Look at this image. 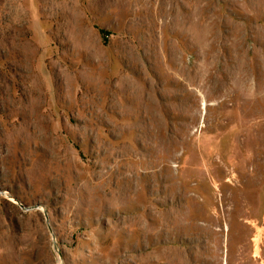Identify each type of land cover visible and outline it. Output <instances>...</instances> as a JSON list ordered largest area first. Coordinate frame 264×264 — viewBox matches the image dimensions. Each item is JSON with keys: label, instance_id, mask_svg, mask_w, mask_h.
Here are the masks:
<instances>
[{"label": "rangeland", "instance_id": "374dc122", "mask_svg": "<svg viewBox=\"0 0 264 264\" xmlns=\"http://www.w3.org/2000/svg\"><path fill=\"white\" fill-rule=\"evenodd\" d=\"M0 264H264V0H0Z\"/></svg>", "mask_w": 264, "mask_h": 264}, {"label": "water", "instance_id": "95a60500", "mask_svg": "<svg viewBox=\"0 0 264 264\" xmlns=\"http://www.w3.org/2000/svg\"><path fill=\"white\" fill-rule=\"evenodd\" d=\"M38 208L37 206L36 207H33V208H30V209H36ZM25 210H29L28 208H25Z\"/></svg>", "mask_w": 264, "mask_h": 264}, {"label": "bare ground", "instance_id": "6f19581e", "mask_svg": "<svg viewBox=\"0 0 264 264\" xmlns=\"http://www.w3.org/2000/svg\"><path fill=\"white\" fill-rule=\"evenodd\" d=\"M259 243V242H258ZM259 256V255H258Z\"/></svg>", "mask_w": 264, "mask_h": 264}]
</instances>
